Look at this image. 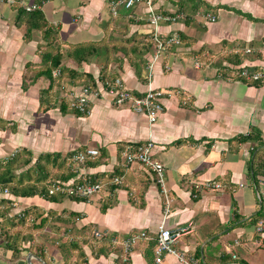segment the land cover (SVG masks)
<instances>
[{
	"label": "crops",
	"instance_id": "obj_1",
	"mask_svg": "<svg viewBox=\"0 0 264 264\" xmlns=\"http://www.w3.org/2000/svg\"><path fill=\"white\" fill-rule=\"evenodd\" d=\"M24 1L42 13L29 34L31 21H18L21 8L0 0V163L17 154L23 161L28 151L31 161L14 171L20 175L40 157L57 155L56 165L44 160L47 170L38 172L48 174L45 186L89 176L103 189L81 199L11 194L15 205L0 214V264H184L167 252L157 262L155 238L162 224L176 228L190 222L193 229L176 245L187 259L264 264V231H257L264 218V82L249 83L239 74L243 66L264 70V0H153L158 12L185 18L159 24L163 36L177 32L181 44L155 63L151 85L147 71L137 74L123 51L106 77L104 53L80 65L67 56L72 45L97 42L103 52L115 46L105 39L112 32L105 27L120 14L129 29L112 24L115 32L152 37L144 2L119 4L113 14L112 0ZM42 21L52 27V37ZM59 46L66 54L62 66L77 75H40ZM195 58L204 66L196 67ZM89 75L101 89L120 77L137 94L153 87L171 96L154 124L129 104L115 106L106 94L91 96L90 113L82 114L72 107V93L87 85ZM148 140L165 168L168 213L157 174L128 162L123 153ZM87 148L99 154L85 163L71 159ZM212 182L221 186H209ZM95 230L104 235L96 237ZM142 231L151 238L125 251L121 242Z\"/></svg>",
	"mask_w": 264,
	"mask_h": 264
},
{
	"label": "built area",
	"instance_id": "obj_2",
	"mask_svg": "<svg viewBox=\"0 0 264 264\" xmlns=\"http://www.w3.org/2000/svg\"><path fill=\"white\" fill-rule=\"evenodd\" d=\"M8 3H15L18 0H2ZM137 2H144L148 7V21L153 25V34L152 40L155 44V52L152 57L146 63L147 79L151 85V78L154 74L155 63L159 61L161 55L169 50L171 46H178L181 44V38L177 32H172L171 35L163 36L159 31V24L162 22H175L179 18H185L183 13L179 14H163L158 12L154 7L153 0H112L111 1V10L113 14H116V7L119 4H123L125 8H131ZM20 4L28 11H31L35 8L34 5L26 4L24 0L20 1ZM209 18L214 21L216 18L213 15H209ZM195 66L201 67L204 66L203 62H200L199 58H195ZM166 67L169 68L168 65ZM55 76L59 75V70H55ZM239 74L241 77H244L246 80L257 81L261 80L264 82V73L262 71L252 72L247 66H243L239 69ZM74 94V92L72 93ZM101 94H106L111 99L112 103L115 106H122L129 104L130 107L137 113L145 114L149 123L154 124L160 114L163 112L165 106L163 100L165 97L171 96V92L164 91L162 89H156L149 87L143 94H137L126 87L124 81L120 77H116L112 82H106V85L103 89L98 87H88L83 86L81 90L73 95L72 107L82 113H90V102L91 96H100ZM153 141L148 140L144 144L140 145H130L127 146L123 152L125 158L128 162L137 161L140 163L149 166L158 176V183L161 188L164 189V193L167 197V191L165 189L164 182V165L159 161L155 160L153 157ZM99 154V150L96 148H87L84 151H78L75 153L71 159L76 163H85L88 157H95ZM83 182H64L57 183L55 187L50 189V193L54 194L59 192L62 195L72 196V197H82L89 198L96 193H99L103 189V184L101 182H92L89 178H83ZM117 183L120 182L118 177L114 178ZM213 187H220L221 185L215 182L208 184ZM4 193L8 194V188L3 190ZM13 205H15L13 201ZM171 201L169 198H166V213L170 211ZM193 229L192 222L181 225L176 228H168L162 224L158 230L157 237L155 238L157 242L156 248V261L161 262L162 256L165 252L170 253L176 256L184 264H200L197 260L193 258L187 259L184 255V252L177 248V242L181 237L188 234ZM257 231H264V218L259 220L257 224ZM94 235L96 237H102L104 233L102 231L95 230ZM150 239L151 237L145 232H139L133 235L126 237L122 242V246L125 251H129L132 246L139 239ZM111 240L115 243L119 242L117 236H111ZM126 260V258H125Z\"/></svg>",
	"mask_w": 264,
	"mask_h": 264
},
{
	"label": "trees",
	"instance_id": "obj_3",
	"mask_svg": "<svg viewBox=\"0 0 264 264\" xmlns=\"http://www.w3.org/2000/svg\"><path fill=\"white\" fill-rule=\"evenodd\" d=\"M20 1L21 0H18L15 3H9V4H17L21 8L18 11L19 13L18 21H20V23L23 22V19H28L31 21L29 22V24L32 23V26L28 25V28H27L28 29L27 33L29 34V32L34 27L33 25H36L38 20L41 18L42 13H41V10L38 9L39 8L38 6L31 11L26 10L20 4ZM124 17H125L124 14L123 15L120 14L116 17H113L106 23V27H105L106 30L111 29L112 32L105 39H107L109 43L114 44L116 47L113 46L112 48L106 49L103 52V49L98 47L97 42L86 43L87 45L85 44L72 45V49H70V52H67V56L71 58L72 60L74 59L76 62H78V65H80L84 62L90 61L93 57L100 56L104 53L106 55V62H105L103 71L105 72L104 75L106 77L108 73L109 64L114 59L115 60L120 59V57L118 56V53L120 51H123V53H125V56L128 57V59L132 62V65L136 68V73L141 75V73H143V71L146 70V63L149 60V57L146 56V54L148 52L149 53L151 52V55H152V51L155 48V44L152 41V37L150 33L148 37H144L143 39H137L135 36L129 37V38L126 37L125 36L126 33L119 34L115 32L113 30L114 27H111L112 24L118 25L122 29L123 28L129 29L128 23L123 22ZM42 22L43 23L41 27L45 28L44 29L45 35L49 38L52 37L54 33L52 27L49 26L47 21H42ZM148 38H149V41H148ZM48 55L50 56L51 65L46 70H41L40 75L48 74L51 77H53L52 75L54 74L52 72L54 70H59L60 78L64 76L65 72H69V74L73 76L77 75L74 69H70V68H66L65 66H62V63L65 58L64 55L66 54L64 53V49L62 51V48L60 46L57 47L56 52L51 51ZM247 68L252 72L262 71L264 73V70L253 69L248 66ZM89 76L90 78L86 86L91 87V88L96 87L97 83L95 82L94 78L91 75ZM241 78L246 80L244 77H241ZM246 81L249 83H261V80H257V81L246 80ZM24 153L26 155L23 157L24 158L23 161H21V159L18 157L19 155L17 154L16 156L14 155V157L9 159L8 161L4 163H0V206L5 204L4 208L0 207L1 215H6L8 209H10L11 205L13 204L14 198H11V194L15 196L17 195L18 196L19 195L30 196L32 194L39 193L40 195L45 196L46 198H50L52 200H56L59 195H62L59 192H56L54 194L50 193V189L55 187L57 183H61V181H56V182L49 181L48 184L45 186L43 182L44 180H46L48 174L45 173L43 175V174L38 173L40 172V170L41 171L47 170V168L43 169L44 160H46V162L47 160L50 162H53L54 165H56L59 156L48 154L46 158L40 157L39 158L40 160L38 161L37 166H30L28 169H26V173L22 172L19 175V174H16L14 171L17 168H20L23 165L28 164L32 159V155L28 151L25 150ZM74 154L75 153H73L71 157ZM41 162L43 165L42 167H41ZM18 175H19V178H17ZM66 177L68 176H64V178ZM87 178H89V180L92 182H97L96 179H93L89 176H87ZM83 180L84 179L74 181V182H83ZM5 188L9 189L8 194L3 192ZM3 193L6 195H4ZM51 195H55V196H51ZM75 198L81 199L79 197H75ZM10 219L11 218L9 217L6 219V221H10ZM24 220L25 219H20L18 223L23 224ZM14 221L16 220L14 219ZM5 233L8 235L7 231H5Z\"/></svg>",
	"mask_w": 264,
	"mask_h": 264
},
{
	"label": "rangeland",
	"instance_id": "obj_4",
	"mask_svg": "<svg viewBox=\"0 0 264 264\" xmlns=\"http://www.w3.org/2000/svg\"><path fill=\"white\" fill-rule=\"evenodd\" d=\"M3 2V1H2ZM110 5V3L108 2V6ZM124 8V7H123ZM120 9V7H118V10ZM132 9H126V12L130 11ZM28 27V26H27ZM74 95V94H73ZM123 106V105H122ZM120 107V106H119Z\"/></svg>",
	"mask_w": 264,
	"mask_h": 264
},
{
	"label": "bare ground",
	"instance_id": "obj_5",
	"mask_svg": "<svg viewBox=\"0 0 264 264\" xmlns=\"http://www.w3.org/2000/svg\"><path fill=\"white\" fill-rule=\"evenodd\" d=\"M26 4H28V3H26ZM34 6H35V8L37 7L36 5H34ZM35 8H34V9H35Z\"/></svg>",
	"mask_w": 264,
	"mask_h": 264
}]
</instances>
